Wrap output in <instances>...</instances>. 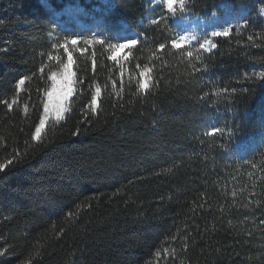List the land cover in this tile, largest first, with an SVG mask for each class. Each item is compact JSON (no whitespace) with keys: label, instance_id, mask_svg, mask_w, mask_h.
Masks as SVG:
<instances>
[{"label":"trees","instance_id":"obj_1","mask_svg":"<svg viewBox=\"0 0 264 264\" xmlns=\"http://www.w3.org/2000/svg\"><path fill=\"white\" fill-rule=\"evenodd\" d=\"M93 1L0 0V264H264V0H186L247 11L207 51L172 47L176 16L146 0H106L137 45L68 51L74 97L33 139L58 20Z\"/></svg>","mask_w":264,"mask_h":264},{"label":"rangeland","instance_id":"obj_2","mask_svg":"<svg viewBox=\"0 0 264 264\" xmlns=\"http://www.w3.org/2000/svg\"><path fill=\"white\" fill-rule=\"evenodd\" d=\"M185 1L186 0H183V2L180 3L179 0H177L174 4L173 10L169 11L165 6L164 0H146V5L148 6L149 11L158 8L176 16L173 41L180 42L181 47L175 49L198 47L200 50L207 51L210 49L211 39L216 38L212 36L213 32L222 33L225 29H228L230 33V30L234 27L240 26L242 20L247 16L245 8L224 4L219 7L218 11L205 14L202 17L191 13H183V4ZM99 2L102 3V7L99 6ZM88 5L91 12L87 14L86 19H82L83 16L79 13V9H77L78 7L68 6L65 8V11L58 20L59 34H61L62 42L61 48L65 49L64 46H67L68 51H83L85 46L93 42L102 43L107 41L114 46L128 40H137V36L124 25L118 23L112 24L102 15L103 12L107 11L108 3L106 0H94ZM217 37L227 36L221 35ZM181 38L183 39L182 42L180 41ZM72 39H78L79 45H72ZM201 44H204V48L200 47ZM129 48L122 49L117 53L118 58L114 60L117 64L123 62L125 54ZM61 69L62 67L57 72H60ZM47 100L48 97L46 92L44 103L47 102ZM68 101L69 100L64 102L65 112ZM42 118L45 120V125L41 128V132L38 136L35 131L34 136H36V139L39 138L49 121L57 120L51 111L46 114L44 112V107ZM38 127H40V124Z\"/></svg>","mask_w":264,"mask_h":264},{"label":"snow or ice","instance_id":"obj_3","mask_svg":"<svg viewBox=\"0 0 264 264\" xmlns=\"http://www.w3.org/2000/svg\"><path fill=\"white\" fill-rule=\"evenodd\" d=\"M177 2V0H164L166 8L171 11L173 10L174 4ZM180 3L183 2V0H179ZM228 36L229 35V30L225 29L222 33L221 32H213L212 36L217 37V36ZM180 41L182 42L183 39L181 38ZM138 41L137 40H128L123 43H120L118 45L113 46V55L110 57V59L115 60L117 59V53L122 50V49H127L131 46L137 45ZM71 44L74 46L79 45V40L78 39H72ZM65 47V51L67 53V63H65L61 69L60 72H52L49 76L48 79L51 82V87L47 91V97L48 100L47 102L44 103V112L47 114L49 111H51L55 118L57 120H60L63 113L65 112L64 108V102L67 100H70L74 97L75 93V80H74V71H73V57L72 55L68 52L67 46ZM172 47L174 48H179L181 47V43L178 41H172ZM201 48H204V44L200 45ZM215 47V45H213ZM190 55V53H189ZM147 71L145 70L144 72L141 73V84L140 87L142 89H146L148 87L146 79H147ZM25 81L23 79H20L19 82L17 83V89H19L20 85L24 84ZM97 93H99V89H97ZM91 102L93 109H95L96 104H97V96H92L91 97ZM11 107V105H9ZM45 125V120L42 118L40 120V127L36 128V134L37 136L41 132V128L44 127ZM78 134V133H74ZM33 139H36V136H33ZM3 166H0L2 168Z\"/></svg>","mask_w":264,"mask_h":264}]
</instances>
